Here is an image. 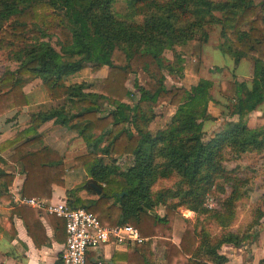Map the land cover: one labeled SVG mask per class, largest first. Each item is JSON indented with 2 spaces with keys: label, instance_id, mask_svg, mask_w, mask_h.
<instances>
[{
  "label": "trees",
  "instance_id": "obj_1",
  "mask_svg": "<svg viewBox=\"0 0 264 264\" xmlns=\"http://www.w3.org/2000/svg\"><path fill=\"white\" fill-rule=\"evenodd\" d=\"M120 2L125 12L116 9ZM214 25L220 28L218 51L234 67L248 60L251 77L246 81L234 75L219 83L225 122L207 138L204 122L216 119L208 111L213 82L199 78L186 88L167 86L165 80L166 73L184 76L185 60L175 48L187 44L191 74L197 73L206 28ZM2 40L10 66L0 73V119L28 105L23 88L35 79L54 102L37 107L24 129L0 143V152L10 149L9 159L25 176L21 196L50 199L53 185L64 184V157L42 144L40 129L50 122L90 146L73 158V167L82 168L86 179L66 191L67 205L95 214L103 226L132 225L146 239L114 253L113 261L152 264L153 238L170 239L176 214L184 209L218 231L211 233L199 217L185 219L179 244L168 242L163 250L164 264H226L221 249L240 247L248 238L229 227L250 181L239 167L227 164L247 153L264 154V123L249 122L264 103V0H0ZM85 66L93 73L106 68L100 92L86 91L85 82L67 83ZM130 75L136 92L126 86ZM165 103L175 111L164 127L152 129L155 109ZM101 143L110 154L131 155L132 164L122 170L103 161L95 152ZM4 162L0 156V196L8 197L14 174L3 169ZM83 190L97 199H83ZM208 196L221 197L218 209L205 206ZM13 214L23 219L36 247L47 242L33 208L14 206ZM262 216L256 209L247 231ZM51 218L55 235L63 233L65 242V220Z\"/></svg>",
  "mask_w": 264,
  "mask_h": 264
},
{
  "label": "rangeland",
  "instance_id": "obj_2",
  "mask_svg": "<svg viewBox=\"0 0 264 264\" xmlns=\"http://www.w3.org/2000/svg\"><path fill=\"white\" fill-rule=\"evenodd\" d=\"M257 2L259 0H256ZM116 9L120 12H125V4L120 2L116 4ZM208 33V40L206 45L202 44L200 48V65L196 74H191V64L193 63V58L191 56V45L187 44L185 46L176 47V51L181 53L184 57L185 63V71L184 76L179 78L176 75H168L166 73L165 83L167 86L178 85L184 86L186 88H190L194 85L199 78L208 77L213 82V87L211 89L212 97L214 98V102L210 103V111L212 114L216 115V119L213 121H205L203 125L205 136L208 138L212 136L216 131L220 130L223 127L225 119L220 115L221 105H217L216 101H225L222 97H218V86L222 81L232 80L234 77V65L232 60L227 56L220 53L217 49L218 44L221 42L219 33L220 28L217 25L210 26L206 28ZM55 39L52 40L54 44ZM7 43L5 40L1 41L0 44V73H2L6 68L10 66V61L8 58L9 48L6 47ZM206 47V48H205ZM166 57L172 60V53L166 52ZM246 65L239 66L241 67L239 70L236 68L237 73L235 77L238 80H246L249 81L251 77V64L248 60L245 59ZM237 67V66H236ZM224 72H229V78L225 77ZM106 74V68L101 69L100 71L93 73L88 66L83 67L79 72L68 78L67 83H79L85 82L87 85L86 91H94L100 92L101 89V79ZM200 75V76H199ZM232 75V77L230 76ZM140 81L143 79V75L140 73L138 76ZM134 75H130L126 86L130 89H133L135 92L137 91L133 88ZM32 89V90H31ZM23 90L27 93L28 91H33L32 97H47L44 88L41 85L39 79L32 80L25 84ZM44 104H40L37 107H40ZM46 106H50L52 104H45ZM257 110V109H256ZM262 110L263 108H259L260 116H263ZM175 111V107L169 104H162L155 109L156 119L152 125V129L162 128L164 127L172 114ZM256 113L253 112L250 115L249 122L251 125L262 124L264 122H258L256 119ZM262 121V120H261ZM108 147L106 143H101L98 147H95V152L98 156L103 159L105 162H113L119 166L120 169H125L130 166L133 162L131 155H115L110 154L108 152ZM227 166L229 168H233L235 166L239 167L247 177H249L250 181L244 188V194L241 199L236 204V212L234 217V222L229 227L231 231L234 233H247L248 238L245 242L242 243L240 247H235L232 245H225L221 249L228 256V261L226 264H258V261L264 259V216L261 217L259 224L250 228L247 231V224L253 219L256 209H260L264 213V154L256 155L253 153H247L243 155L240 159L230 161ZM211 204H214L215 208L220 207V198L219 197H211ZM158 213L162 215V208L157 209ZM184 209H179L176 214L175 219L179 220L183 215ZM200 218L202 220L203 216L195 215L190 220L194 221L196 218ZM205 227L209 229L211 233H215L218 229L212 225L209 220H202ZM175 224V223H174ZM176 230L179 231L178 226H176Z\"/></svg>",
  "mask_w": 264,
  "mask_h": 264
},
{
  "label": "crops",
  "instance_id": "obj_3",
  "mask_svg": "<svg viewBox=\"0 0 264 264\" xmlns=\"http://www.w3.org/2000/svg\"><path fill=\"white\" fill-rule=\"evenodd\" d=\"M244 62L245 59H242L238 66L234 68V75L237 73L236 68L239 70L241 68L239 66H242V64L243 66L246 65ZM223 74H225L226 78H229V72H224ZM230 76L232 77V75ZM202 78L205 77L202 76ZM206 79L211 80L208 77H206ZM31 90L27 93L24 91L28 96L29 103L27 106L23 107L20 111L17 109L11 110L1 117L0 143L15 135L17 131L24 129L28 122V115L35 111L38 105L54 104L48 97H32L33 91ZM216 103L217 105H221V111L225 110V101L221 100L220 102L217 100ZM263 105L264 103L254 111L255 113L257 111L256 119L258 122H263L264 111L262 110L263 116H260L261 112L258 111L259 108H263ZM210 108L209 104V113L217 117L212 114ZM5 120H10L7 125L4 124ZM40 131H44L42 144L49 146L64 157V164L66 167V172L63 177L64 184L63 186L53 185L52 197L50 198L53 201H58L66 197V191L86 179L85 171L82 168L73 167V158L86 153L90 146L85 145L83 141L77 138L74 132L59 126H54L50 122L42 126ZM10 154V149L0 152V156L5 161L2 165L3 169L14 174L12 184L8 188V197L0 196V264H62L61 253L64 247V235L63 233L55 235L51 215L34 209L38 214V220L48 239L45 244L36 247L27 232L23 219L13 214L14 206H23L18 203V197H22L21 187L25 176L23 173L19 172L14 163L11 162L9 159ZM80 196L83 199H97L96 194L84 190L80 193ZM183 215H185V217L181 216V219L174 220L175 224H173L172 236L170 239L153 238L150 247V251L153 255L149 257L152 264H164L162 253L165 246H167L168 242H173L176 245L179 244L185 227L184 220L191 219L196 214L185 210L183 211ZM176 226H178L179 231L176 230ZM130 246L131 245L127 244L116 245L113 243H104L97 249L88 251L86 257L90 260V264H98V262H101V264H110V262L112 264H126L122 259L113 261L112 256L117 252H126Z\"/></svg>",
  "mask_w": 264,
  "mask_h": 264
},
{
  "label": "built area",
  "instance_id": "obj_4",
  "mask_svg": "<svg viewBox=\"0 0 264 264\" xmlns=\"http://www.w3.org/2000/svg\"><path fill=\"white\" fill-rule=\"evenodd\" d=\"M208 196L205 206L215 208ZM18 203L65 220V242L62 264H87L86 254L104 243L135 245L146 239L132 225L103 226L97 216L82 208H70L65 198L53 201L39 197H18ZM101 264V262H98Z\"/></svg>",
  "mask_w": 264,
  "mask_h": 264
},
{
  "label": "water",
  "instance_id": "obj_5",
  "mask_svg": "<svg viewBox=\"0 0 264 264\" xmlns=\"http://www.w3.org/2000/svg\"><path fill=\"white\" fill-rule=\"evenodd\" d=\"M94 188H95V190H96L97 194H99V193H100V190H99V189H97L95 186H94ZM110 264H112V263L110 262Z\"/></svg>",
  "mask_w": 264,
  "mask_h": 264
}]
</instances>
